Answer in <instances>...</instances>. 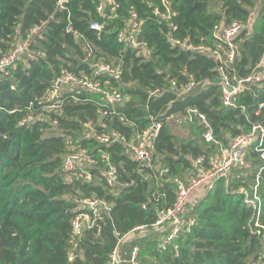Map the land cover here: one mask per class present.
Instances as JSON below:
<instances>
[{"label": "trees", "instance_id": "1", "mask_svg": "<svg viewBox=\"0 0 264 264\" xmlns=\"http://www.w3.org/2000/svg\"><path fill=\"white\" fill-rule=\"evenodd\" d=\"M60 1L0 0V62L18 39L28 42L16 65L0 71V264H109L119 242L139 228L147 234L124 244L126 261L139 247L140 264H264V240L250 228L255 209L243 193L253 191L264 166L254 149L247 154L248 168H234L229 183L219 180L197 206L193 224L176 241L179 255L173 246L164 248L165 232H153L159 210L175 203L171 177L180 167L204 158L209 170L214 151L218 155L255 123L264 126V109L256 115L264 87L244 92L238 108L223 107L218 69L227 57L213 55V41L220 43L214 28L240 23L244 29L229 72L240 78L251 74L264 55V0H112L104 14L97 11L103 0ZM133 14L141 24L138 48L118 40ZM94 22L104 29H92ZM173 41L212 52L186 50ZM90 52L97 63L119 69L120 78L95 75ZM66 74L134 99L107 116L100 96L78 87H66L55 102L47 101L54 82ZM190 77L199 85L179 95ZM194 109L208 118L217 144L205 141L206 127L197 115L191 117L203 130L201 145L170 130L173 117H190ZM156 122L162 128L152 153L154 166L168 170L163 176L134 160L129 148ZM113 133L119 136L114 142L97 140ZM90 148L93 166L63 169L67 155L84 150L88 156ZM110 166L117 170L114 187L105 179ZM261 176L264 220V172ZM88 198L105 202L108 214L101 220L91 216L92 226L76 236L73 222L90 214ZM144 251H151L152 259H143Z\"/></svg>", "mask_w": 264, "mask_h": 264}, {"label": "built area", "instance_id": "2", "mask_svg": "<svg viewBox=\"0 0 264 264\" xmlns=\"http://www.w3.org/2000/svg\"><path fill=\"white\" fill-rule=\"evenodd\" d=\"M112 0H103L98 6V13L104 14L107 4ZM63 1L61 0L60 3ZM156 15H160L158 11L155 12ZM137 15L133 14L132 18L128 21L125 28L119 34V41L126 44L127 46L138 48L141 44L137 42V34L139 32L141 24L136 20ZM91 28L97 32H101L104 27L99 22H94ZM251 29V26H249ZM244 26L240 23H232L229 26L217 25L214 28V37L220 43H226L228 49L226 50V60L220 62L219 72H220V91L221 100L223 107L225 108H238L239 97L250 90L251 88L262 89L264 87V55L262 56L259 64L253 69L251 74L246 77L240 78L237 75H232L229 72V67L233 65L237 46L235 41L242 34ZM18 37H15L17 40ZM175 44H179L186 50H195L199 52L211 53V49L206 46L192 47L186 42L182 43L180 41H173ZM28 51V44L18 39V44L16 48L6 57H4L0 62V71H6L7 68L15 66L17 60ZM215 55V52L213 53ZM89 58H92V67L94 69L95 75H106L110 77H115V79L120 78V70L114 68L109 64H100L95 61L92 57L91 52L88 54ZM199 84L190 77V82L178 91L179 95H188ZM66 87H78L85 90L91 94H97L101 98L103 103L102 114L107 116L111 111L115 110L117 106H120L124 102V94L118 88H107L101 87L98 82L90 81L89 79L80 80L72 74H66L58 78L52 88L51 92L46 97L47 101L55 102ZM175 87V86H174ZM175 90V89H174ZM177 90V89H176ZM58 102V101H57ZM52 107H57V103H54ZM50 107V108H52ZM264 109V104H260L256 115L259 116ZM246 112V109H244ZM192 120V115H197L198 119L206 127V132L204 133V139L207 143H216L212 128L209 124L208 118L199 113L198 110L194 109L188 112ZM247 118L250 116L247 114ZM29 118L28 121H31ZM162 128V124L153 123L148 129L144 130L137 136L135 143L130 145L131 154L134 160L145 165L147 167L154 168V158L152 153L153 140L159 135ZM119 136L113 133L112 137L107 135L98 136L97 140L103 144H109L114 142ZM264 126L261 123H255L251 130L247 133H242L234 137L228 146H221L218 155L212 159L211 169L206 170L204 168V158H200L195 161V165L198 168V173L195 177L191 178L186 182L176 183V200L172 207L168 209H161L158 213V218L153 225V232L166 233L164 240V248L173 246L176 249V255H179L178 245L176 241L178 240L180 234L185 227L183 225V217L185 213L190 209V203L195 194H198L202 189H205V194L209 193L215 186V184L223 179L226 180V184L229 183L230 176L234 168L245 169L248 168V151L254 149L261 154V159L264 161ZM88 160L86 151L79 150L74 151L67 155L64 160L65 171H72L77 167H82L84 161ZM168 172L167 169H162V175ZM264 172V166L260 168L258 177L256 179V185L252 192L243 191L245 195V203L250 204L255 209V214L250 223V228L252 232L264 240V220L262 216L263 201L259 194V185L261 183V174ZM106 183L110 187H114L118 184L117 170L113 166L105 173ZM84 205L90 214H82L77 217L74 222V233L76 236H81L85 228L92 226L91 216L95 219H103L104 216L108 214V205L99 200L98 198H88L84 200ZM193 224V222L191 223ZM145 228H139L133 233L127 235L124 239L119 242V245L114 250L111 261L109 264H140V248L134 247L130 258L126 261L123 257L124 244L129 239L142 238L147 233H145Z\"/></svg>", "mask_w": 264, "mask_h": 264}, {"label": "rangeland", "instance_id": "3", "mask_svg": "<svg viewBox=\"0 0 264 264\" xmlns=\"http://www.w3.org/2000/svg\"><path fill=\"white\" fill-rule=\"evenodd\" d=\"M260 9V6L258 4V7L254 8L252 13H254V15L252 14V22H250V24L247 26V28L249 29L250 33L253 31V27H254V20L256 19V14L257 11ZM249 26H251V29L249 28ZM30 40L32 41V38H30ZM28 43V42H27ZM214 44V48H216L215 50V56L217 58L223 59L224 55L226 56V48H224V46H222L221 43H216L213 41ZM148 55V54H145ZM134 99L133 97H128L125 96V101L122 105H124L126 103V101ZM56 107H52L50 108V110L55 109ZM170 130L172 132H175L176 135H178L179 138H183L186 139V141H191V142H196V144L201 145L203 143V130L201 129L200 125L191 122L189 119H186L185 116L182 115H178L177 117L173 118V120L170 121ZM94 151V148H90L88 149V160L86 158V161H84L83 166L82 167H87L90 168L91 166H93V162L91 159L90 154H92ZM214 153V158L217 156V152H213ZM191 160V166L189 168H183L180 167L179 172L171 177L172 181H176L177 182H186L188 180H190L191 178L195 177L198 173V168L196 167V165L194 164V159H190ZM249 165L251 164V161L249 160ZM159 164V163H158ZM155 164L154 168L157 170V172L161 171L163 169V167H161L160 165ZM163 176V175H162ZM164 181V179H162ZM161 181V182H163ZM245 191V190H243ZM205 189H202L200 191L199 195L204 194ZM198 199V197H196V200ZM195 205V201H193V199L191 200L190 203V209L191 207ZM131 240V239H129ZM141 253L142 250L140 249ZM143 259H152V252L151 251H144L143 254ZM142 259V257H141Z\"/></svg>", "mask_w": 264, "mask_h": 264}, {"label": "crops", "instance_id": "4", "mask_svg": "<svg viewBox=\"0 0 264 264\" xmlns=\"http://www.w3.org/2000/svg\"><path fill=\"white\" fill-rule=\"evenodd\" d=\"M178 116V115H177ZM177 116H175V117H177ZM175 117H173V118H175ZM173 118H172V120H173ZM185 118L186 119H189L191 122H193L192 120H191V118L189 117V116H185ZM194 123V122H193ZM200 194V192L198 193V194H195L194 196H193V201H195V205H193L192 207H191V209H189L186 213H185V215H184V217H183V225L186 227L188 224H191L192 222H194V217H193V214H194V212H195V209L197 208V206L201 203V201H203L204 200V198L207 196V194L208 193H206L205 194V192H204V194H202V195H199ZM196 197H198V199L196 200ZM133 239H131L130 241H132Z\"/></svg>", "mask_w": 264, "mask_h": 264}]
</instances>
